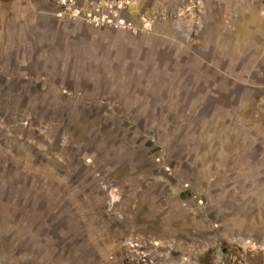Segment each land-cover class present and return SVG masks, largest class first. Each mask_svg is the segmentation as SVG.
<instances>
[{
    "label": "rangeland",
    "instance_id": "1",
    "mask_svg": "<svg viewBox=\"0 0 264 264\" xmlns=\"http://www.w3.org/2000/svg\"><path fill=\"white\" fill-rule=\"evenodd\" d=\"M2 2L0 237L9 232L8 246L39 243L65 224L98 233L108 210L132 208L139 196L155 209L178 199L212 222L223 209L222 221L264 229V120L235 112L245 87H218L235 69L221 17L238 7H177L173 17L212 35L186 56L165 48L184 45L182 34L57 28L22 1ZM215 48L228 57L205 55ZM215 232L223 261L212 250L204 264H264L253 237L242 245Z\"/></svg>",
    "mask_w": 264,
    "mask_h": 264
},
{
    "label": "crops",
    "instance_id": "2",
    "mask_svg": "<svg viewBox=\"0 0 264 264\" xmlns=\"http://www.w3.org/2000/svg\"><path fill=\"white\" fill-rule=\"evenodd\" d=\"M2 1L0 0V5ZM19 1L24 2L32 10H39L40 14L48 16L47 19L53 26L72 28L71 25L74 22L58 15L57 7L47 0ZM189 1L136 0L129 6L124 17L141 26L142 30L132 32L134 34H150L154 31L170 38L176 37L177 40H180V34L184 35L183 37L186 36L188 40L184 42V45L172 42L165 48L168 52L173 50L178 54L190 56L189 54L198 53L194 49L198 43L194 40H210L212 35L204 34L205 31L202 32L200 26L195 27L194 30L189 28L184 15L173 17L177 7L184 6ZM219 1V4L226 9H230L234 2L233 0ZM235 2L237 3L233 6L238 9L227 10L228 14L223 12L220 29L222 31L221 33L219 31L221 42L231 48L234 53L235 69L231 67L232 75L228 77V84L218 85V87L229 88L233 93L237 91V88L245 87L248 96L240 99V107L235 112L244 117L253 114L264 120L262 5L260 0ZM213 4L211 0H208L205 6L215 9L216 5ZM142 18L149 21L144 28ZM209 24L210 22H206V25ZM190 32L193 33V38H188ZM218 42L220 43V40ZM209 54L212 57L220 55L228 57L221 48H215L212 54L210 49L206 50L205 55ZM221 70L222 68L218 69V71ZM222 71L226 75L229 68ZM104 182H106L105 178L100 179V184ZM140 199V196L135 197L132 208L108 210L103 215L105 221H100L98 233L94 231V228L89 229L83 224H65L58 231L49 230L45 234L38 231L39 235L43 236L39 243L32 237L26 246L19 243L20 247L17 245L10 247L5 242V238H9V232L5 231L0 237V264H204L201 261L202 256L212 250H216L219 255V258L214 261L218 263L223 261V256L220 251L221 244L213 240L216 228L220 233L221 231L224 234L229 232V236L238 237L237 241L242 245H246L249 237H253L257 247L264 246L263 228L257 226L251 229L247 226V220L242 221L240 225L233 223L232 220L222 221L219 217L227 214L226 210H218L217 219L212 222L205 219L207 214L201 209L185 207L178 199L175 200L176 206L164 209L148 207L147 199L145 200L147 203L139 201ZM247 229L251 230L252 234ZM58 239L61 240L57 242ZM73 251H75L74 254H72ZM140 257H143L144 261L140 260Z\"/></svg>",
    "mask_w": 264,
    "mask_h": 264
},
{
    "label": "built area",
    "instance_id": "3",
    "mask_svg": "<svg viewBox=\"0 0 264 264\" xmlns=\"http://www.w3.org/2000/svg\"><path fill=\"white\" fill-rule=\"evenodd\" d=\"M57 7V14L90 27H109L114 30L138 32L141 26L124 17L136 0H47ZM264 14V0H260ZM143 28L149 23L141 19ZM264 37V31H263ZM140 260L144 261L143 257Z\"/></svg>",
    "mask_w": 264,
    "mask_h": 264
}]
</instances>
